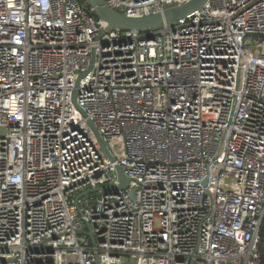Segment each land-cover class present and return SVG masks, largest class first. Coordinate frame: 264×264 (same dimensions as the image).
<instances>
[{"label":"built area","instance_id":"1","mask_svg":"<svg viewBox=\"0 0 264 264\" xmlns=\"http://www.w3.org/2000/svg\"><path fill=\"white\" fill-rule=\"evenodd\" d=\"M263 216L264 0H0V264H259Z\"/></svg>","mask_w":264,"mask_h":264},{"label":"water","instance_id":"2","mask_svg":"<svg viewBox=\"0 0 264 264\" xmlns=\"http://www.w3.org/2000/svg\"><path fill=\"white\" fill-rule=\"evenodd\" d=\"M85 1L87 5L93 10L95 15L106 23V30L118 28L131 31H146L161 26L164 23L174 22L186 17L194 11L200 10L207 0H189L182 5L167 8L161 13L149 14L142 17H127L122 15L107 7L103 0ZM99 141L109 159H111L107 153L104 143L100 139ZM115 171L119 182V188L124 189L128 185L129 180L122 174L118 167L115 168ZM97 190V188L90 189L82 193L80 196L95 192Z\"/></svg>","mask_w":264,"mask_h":264},{"label":"trees","instance_id":"3","mask_svg":"<svg viewBox=\"0 0 264 264\" xmlns=\"http://www.w3.org/2000/svg\"><path fill=\"white\" fill-rule=\"evenodd\" d=\"M259 234L261 239L260 245L258 247L259 264H264V216L260 224Z\"/></svg>","mask_w":264,"mask_h":264}]
</instances>
